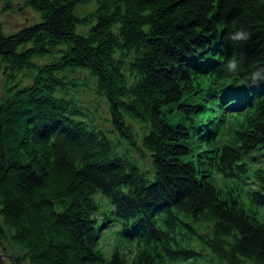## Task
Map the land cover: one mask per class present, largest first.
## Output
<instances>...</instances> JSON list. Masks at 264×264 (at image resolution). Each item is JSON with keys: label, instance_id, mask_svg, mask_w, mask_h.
Listing matches in <instances>:
<instances>
[{"label": "trees", "instance_id": "trees-1", "mask_svg": "<svg viewBox=\"0 0 264 264\" xmlns=\"http://www.w3.org/2000/svg\"><path fill=\"white\" fill-rule=\"evenodd\" d=\"M24 2L38 19L0 21V233L30 264H196L195 240L220 263L264 264V0ZM240 29L248 41L228 38ZM82 84L117 140L69 91ZM95 195L110 202L100 222ZM116 220L131 259L98 245Z\"/></svg>", "mask_w": 264, "mask_h": 264}, {"label": "rangeland", "instance_id": "rangeland-1", "mask_svg": "<svg viewBox=\"0 0 264 264\" xmlns=\"http://www.w3.org/2000/svg\"><path fill=\"white\" fill-rule=\"evenodd\" d=\"M3 5H0V8ZM39 18V13L35 11L30 6L26 5L24 0H12L11 8L8 10L0 11V21L6 31L17 29L23 26L26 23L32 22ZM79 73V72H78ZM80 74V73H79ZM82 75V74H81ZM29 79V78H27ZM6 82V73L4 65L0 61V97L5 95L4 86ZM210 80L206 77V72H202L194 79V83L201 85V87H207V84ZM89 85H92L89 84ZM72 88V89H71ZM69 89L70 92L75 96L78 103L82 104V106L88 109L89 115L95 123L100 124L102 127L107 129L110 136L116 138V132L112 131V122L110 119V114L106 105V102L103 98L99 97L94 90H91L86 85H72ZM203 92V91H202ZM236 113V112H233ZM83 117V116H82ZM94 117V118H93ZM236 121H240V118L235 117ZM227 123H230V120L227 119ZM133 131L136 135V130H139V126L137 124L134 125ZM224 142L227 141V136H224ZM118 138H116L117 140ZM120 145L126 147V149H133V144H130L129 141L125 139H121L119 142ZM196 153V151H195ZM216 185L219 191L225 195L226 190L229 188V184L232 182L223 177L221 173L214 174ZM95 199L97 200L99 207L98 211H96L95 216L97 222L102 221L103 213L108 211L110 207V202L107 198L101 195H95ZM121 220H116L115 222H107L104 223L103 227L99 226V236H98V245L100 249L103 251L104 255L110 257L115 248H119L126 257L131 259L135 254V246L132 241H129L124 234L120 231ZM201 231H206L208 229V224H203L199 227ZM6 239L4 237H0L1 246L4 247L3 243H5ZM197 247H202V250L205 254V257L201 260H198L196 264H223L220 263L218 258L213 255L210 250L202 245H200L198 240L193 241ZM200 249V248H198ZM8 251H15L17 253L18 250L15 246L9 243L7 246ZM7 253V252H5ZM6 260L4 259L1 264H5Z\"/></svg>", "mask_w": 264, "mask_h": 264}, {"label": "clouds", "instance_id": "clouds-1", "mask_svg": "<svg viewBox=\"0 0 264 264\" xmlns=\"http://www.w3.org/2000/svg\"><path fill=\"white\" fill-rule=\"evenodd\" d=\"M228 38L232 41H245L246 42L250 39V33L243 29H240V30L235 31L234 33H230ZM240 65H241V61L237 60L234 57L227 62L226 67L230 73H237L241 70ZM261 70L262 69H257L251 73L250 79L253 83L258 81Z\"/></svg>", "mask_w": 264, "mask_h": 264}, {"label": "flooded vegetation", "instance_id": "flooded-vegetation-1", "mask_svg": "<svg viewBox=\"0 0 264 264\" xmlns=\"http://www.w3.org/2000/svg\"><path fill=\"white\" fill-rule=\"evenodd\" d=\"M0 237H4V239H6V242L3 243L4 247H2L0 243V264L3 262L4 259L6 260L5 264H30L28 258L24 255L23 251L18 248V246L12 241V239L8 236L7 233H0ZM9 243L15 246L19 253L15 251H8L7 246H9Z\"/></svg>", "mask_w": 264, "mask_h": 264}]
</instances>
